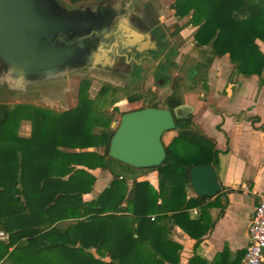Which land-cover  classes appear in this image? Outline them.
Segmentation results:
<instances>
[{
  "label": "trees",
  "instance_id": "trees-1",
  "mask_svg": "<svg viewBox=\"0 0 264 264\" xmlns=\"http://www.w3.org/2000/svg\"><path fill=\"white\" fill-rule=\"evenodd\" d=\"M92 1L69 0L71 5ZM172 8L179 19L190 17L196 46L210 48L207 63L198 69L209 70L216 58L229 55L237 74L260 78L264 88V52L258 43H264V0H176ZM179 33L177 29L172 36ZM179 82L174 79L172 94L151 106L175 111L184 105ZM90 87L83 80L77 105L63 112L0 103V230L9 235L0 241V264H138L145 247L151 260L146 264H178L182 247L169 240V223L180 225L197 240L196 246L202 240L189 210L208 208L210 199L189 198L187 193L193 168L219 169L221 152L215 142L186 114L175 120L178 136L166 146L164 164L134 170L108 156L115 129L107 108L122 95L139 104L142 95L107 84L92 99ZM25 121L31 123L29 137L19 134ZM109 164L129 173L116 175L96 201L85 202L83 196L97 181L90 171L107 170ZM133 171L158 172V188L133 179ZM188 264L208 263L195 255Z\"/></svg>",
  "mask_w": 264,
  "mask_h": 264
},
{
  "label": "crops",
  "instance_id": "crops-1",
  "mask_svg": "<svg viewBox=\"0 0 264 264\" xmlns=\"http://www.w3.org/2000/svg\"><path fill=\"white\" fill-rule=\"evenodd\" d=\"M116 1L126 9L128 17L124 21L131 27L135 18H141L147 23L151 22L149 27L156 30L159 37L167 39L171 37L172 40L179 38L185 41L193 33L194 39L196 28L189 24V19L180 21L171 8L175 0H160L163 8L159 11L148 3L149 0ZM168 11L171 12L177 24L174 30H169L170 21L166 19ZM177 29H180V33L172 36ZM258 43L264 52V43L260 41ZM198 50L202 53L205 49ZM208 53L202 54L205 62L201 63L197 60L196 66L207 63ZM160 56L141 57L140 62H144L143 64H151L154 60L158 66H152L151 71L139 68L129 72L122 80L128 84L127 90L142 95L141 102L133 105L126 99H120L112 109L128 106L127 111H130L141 105L145 106V103L162 102L160 101L162 98L172 94L174 81L170 82L168 88L165 87L166 84L161 83L158 87L154 86L156 78L164 72H160L161 66L165 67L164 59ZM179 56L182 57L177 51L176 57L179 58ZM192 57L196 56L192 55ZM160 60H163L162 65L158 63ZM196 66L192 68H195L194 74L199 72L201 82L193 89H186L181 84L180 92L186 107L181 114H192L197 128L212 139L221 152L217 174L222 185V192L210 199L208 208L189 210V218L198 222L197 234L204 235L198 246H196L197 240L189 236L178 224L169 223L171 229L169 240L182 247L178 264H188L195 255L208 264H215L218 259L223 264H241L251 244L249 227L258 205V194L264 192V88L260 85V78L256 76L246 78L237 74L229 55L216 58L209 70H201ZM176 78H180L178 73H174L173 79ZM177 136V131L166 133L163 137L165 146H169ZM99 151L103 152V150ZM117 166L120 165L109 164L107 170L90 171L97 181L91 193L83 196L85 202L96 201L110 187L116 175H122V173H115ZM132 174L133 179L136 178L139 182L148 181L155 189L158 188V172L133 171ZM119 179L121 180L122 177ZM133 179L128 181L130 188H132ZM187 194L189 198L197 197L191 188H188ZM166 198L165 196L164 199ZM158 204H162V200H159ZM157 217L156 214L151 217V220L154 218L152 221H155ZM166 222L169 221L158 224L164 225ZM92 252L99 258L95 250ZM149 252L148 247L142 249L140 264L151 262L148 258ZM104 260L109 261V258Z\"/></svg>",
  "mask_w": 264,
  "mask_h": 264
},
{
  "label": "water",
  "instance_id": "water-1",
  "mask_svg": "<svg viewBox=\"0 0 264 264\" xmlns=\"http://www.w3.org/2000/svg\"><path fill=\"white\" fill-rule=\"evenodd\" d=\"M95 21L94 12L88 15L80 9H66L59 0H0V62L11 76L9 81L25 89L66 76V68L78 50L65 43L82 30L95 29ZM132 32L144 35L139 29ZM150 36L153 37L151 32L146 38ZM105 56L112 61L110 55ZM185 108L182 105L171 111L145 104L144 109L124 113L120 121L112 123L115 134L110 141L109 158L134 170L159 168L168 156L163 137L176 131L175 120L184 116L181 112ZM190 188L198 197L207 199L222 192L212 165L190 171Z\"/></svg>",
  "mask_w": 264,
  "mask_h": 264
},
{
  "label": "flooded vegetation",
  "instance_id": "flooded-vegetation-1",
  "mask_svg": "<svg viewBox=\"0 0 264 264\" xmlns=\"http://www.w3.org/2000/svg\"><path fill=\"white\" fill-rule=\"evenodd\" d=\"M61 5L69 10L80 9L88 15L94 12L97 20L94 23L95 29L91 31L82 30L81 34L69 38L65 43L66 47H73L78 50L77 57L73 58L66 68L68 73L66 76L81 71H99L123 80L129 72L139 68L147 69V64L140 62L142 55L158 56L167 51V55H174L171 37L168 39L159 37L156 30L149 27L151 22L148 21L147 23L145 19L135 18L132 21L133 26H129L124 21L128 17L127 11L116 0H98L91 4L71 5L72 7L63 3ZM88 7L91 9L90 11H88ZM132 29H139L144 35L136 36ZM150 32L153 37L146 38L147 33ZM105 55H110L113 62L108 60ZM125 62L129 64L124 66ZM140 63L142 64L138 66ZM152 66H157L154 60L149 65V71H151ZM0 72L6 77L8 90L11 93L24 92L28 87L35 85L31 84L25 89L12 85V82L9 81L11 76L8 74L6 66L1 62ZM153 103L145 104L151 106Z\"/></svg>",
  "mask_w": 264,
  "mask_h": 264
},
{
  "label": "rangeland",
  "instance_id": "rangeland-1",
  "mask_svg": "<svg viewBox=\"0 0 264 264\" xmlns=\"http://www.w3.org/2000/svg\"><path fill=\"white\" fill-rule=\"evenodd\" d=\"M59 1L68 7H72L69 0H59ZM95 1L89 2L87 4L94 3ZM148 3H151L153 7H156L158 11L162 10L163 8L162 7L163 3L160 0H149ZM174 3L172 4V6L174 5ZM165 4H169V3L165 2ZM166 19L167 21H170L169 24L171 28H169V30H174V27L177 24H175L174 22L175 19L171 15L170 11H168V15L166 16ZM184 19L190 20V17H186L179 20L182 21ZM190 35L191 36H188L185 39V41L179 38H174L173 43L171 44L172 48L174 50H177L179 52V55H181L182 57L179 56V58H177L174 55H167L168 49L166 50L167 52L165 54L160 56L161 58L164 59L163 66L165 67L163 68L161 66L160 72L163 71L164 72L161 73L162 74L161 76L156 78L154 83L155 87L160 86V83L163 85L166 84L165 85L166 88L170 87V82L172 83L174 81L173 79L174 73L179 74L180 76L179 83L182 84L186 89H193L198 85L199 82H201L199 80L200 78L199 72L194 74L195 68L192 67L196 66L197 60L200 61L201 63L205 62L204 57H202V54L204 52L207 53L210 52V48L209 47L202 48L205 49L204 52L199 53L198 49L200 48L196 46V42L192 38L193 33ZM192 55L196 57H192ZM197 55H201V56H197ZM161 61L163 62V60H160L158 63L161 64ZM149 65L150 64L146 65L148 71L150 70ZM83 80H88L91 83V87L89 91H90V97L92 99L96 98L99 90L104 85L108 84L125 89L126 87H128V84L126 82H123L122 79L113 77L106 73H102L99 71H90V72L81 71L79 73H73L70 74L69 76H65L60 79L39 82L35 85L28 87L27 90L24 92L11 93L8 90L6 77L4 76V74L0 72V103L8 104L12 107L18 104H32L37 107L49 108L57 112H63L77 105L78 93ZM120 98L122 100L125 99L123 95ZM164 99L162 98L160 101H163ZM118 109L119 111L114 112L112 107L107 108L108 113L113 114L114 122L120 121L122 116L121 114L122 111L126 112L129 108L128 106L126 107L121 106ZM31 130H32L31 123L25 121L20 126L19 134L23 137H26L30 135ZM115 173L128 174L129 170L126 167L117 166L115 169Z\"/></svg>",
  "mask_w": 264,
  "mask_h": 264
},
{
  "label": "built area",
  "instance_id": "built-area-1",
  "mask_svg": "<svg viewBox=\"0 0 264 264\" xmlns=\"http://www.w3.org/2000/svg\"><path fill=\"white\" fill-rule=\"evenodd\" d=\"M249 234L251 244L242 264H264V192L258 194V205L249 227ZM8 239L9 235L0 230V241Z\"/></svg>",
  "mask_w": 264,
  "mask_h": 264
}]
</instances>
